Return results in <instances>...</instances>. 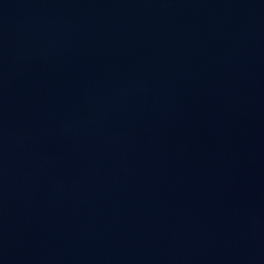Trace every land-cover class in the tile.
<instances>
[{
    "label": "water",
    "instance_id": "water-1",
    "mask_svg": "<svg viewBox=\"0 0 264 264\" xmlns=\"http://www.w3.org/2000/svg\"><path fill=\"white\" fill-rule=\"evenodd\" d=\"M0 264H264V0H0Z\"/></svg>",
    "mask_w": 264,
    "mask_h": 264
}]
</instances>
